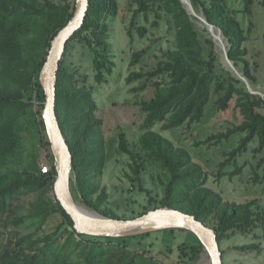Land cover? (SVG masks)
<instances>
[{"label": "trees", "instance_id": "obj_1", "mask_svg": "<svg viewBox=\"0 0 264 264\" xmlns=\"http://www.w3.org/2000/svg\"><path fill=\"white\" fill-rule=\"evenodd\" d=\"M133 1L139 6L137 13L154 11L153 6L159 5L171 15L175 24V48L165 52L164 60L153 70L134 73L128 79L130 83L144 79L138 90H144L149 83L155 88L153 98L140 103L143 112L147 113L146 131L140 143L150 159L166 172L168 182L163 207L192 214L206 224L216 218L217 224L212 228L220 245L235 231L249 232L258 227L264 230V212H255L254 202L237 204L225 201L220 193L208 186L207 172L193 160L187 149L177 147L172 140L152 130L155 124L165 121H170L166 129L179 127L187 121H200L211 101L215 85L216 93L224 92L218 100L220 109L228 108L234 95L243 96L241 107L245 121L235 131L247 132V135L239 149L245 148L257 136L264 148V115L256 110L264 98L220 80L214 54L210 59L205 58L192 15L181 0ZM244 2L245 11L250 14L254 0ZM262 3L264 5V0ZM75 4L76 0H66L61 5L52 0H0V216L7 213L16 198L52 191V196L43 197L41 202L33 205L32 214L37 216L44 212L46 218L52 212L57 213L62 217L61 226H66L59 234L31 241L26 248L0 250V264H162L147 255L156 243L162 242L160 234L149 232L112 237L77 233L73 219L54 194L57 171L53 152L48 153L51 167L43 171L41 166L40 146L50 148L51 143L42 116L46 96L39 76L51 40L72 18ZM191 4L194 8L201 7L206 19L222 30L229 41L230 59L236 65L242 64L244 75L254 81L248 51L244 46L247 36L242 23L230 12L228 0H191ZM117 11V0H90L84 24L67 42L63 55L64 58L70 53L71 42L75 39L85 40L89 45L94 43L97 47L94 67L98 82L105 80V71L112 72L107 58L109 46L105 41L107 23L104 20ZM137 31L143 37L147 28L139 27ZM129 33L132 35L131 30ZM100 47L101 50H98ZM145 54V50L136 53L131 64L139 63ZM80 79L86 82L87 76L74 71L62 59L57 77L55 112L72 151L76 190L87 207L99 211L107 194L104 190L96 200L93 196L99 191V179L107 156L101 135V120L94 115L92 92L86 85L80 84ZM35 101L40 107L37 111L34 109ZM26 134H31L32 138V152L28 155L25 153ZM123 149L126 150L125 145ZM135 164L138 172L142 164L137 161ZM240 172L241 168L237 167L229 175ZM103 215L119 218L108 210ZM25 219L23 216L14 221L20 224ZM166 230L174 232L179 229ZM63 233L68 234L67 239L57 244ZM195 237L194 243H183L177 247L179 258L186 264H194L203 251V244ZM145 238H151L146 245L142 241ZM26 239L32 238H22L18 244L22 245ZM72 243L83 255L80 261L71 259L74 251ZM143 245L147 246L146 250L139 252L138 248ZM241 248L262 250L255 244ZM167 249L174 251L171 246Z\"/></svg>", "mask_w": 264, "mask_h": 264}, {"label": "rangeland", "instance_id": "obj_2", "mask_svg": "<svg viewBox=\"0 0 264 264\" xmlns=\"http://www.w3.org/2000/svg\"><path fill=\"white\" fill-rule=\"evenodd\" d=\"M52 1L61 5L66 0ZM117 1V13L109 15L104 20L107 23L105 41L109 46L107 58L112 67L111 73L105 71V80L98 82L95 77L94 60L97 47L94 43L89 45L85 40L75 39L71 42L70 53L65 55L63 60L71 65L74 71L87 76V81L80 79L82 80L80 84L86 85L92 92L95 104L94 115L101 120V135L107 156L103 174L99 179V191L93 196L96 200L104 190L107 194L99 211L83 203L75 187L73 172L71 188L74 198L78 204L96 214L103 215V212L108 210L119 218L128 219L138 217L147 210L163 207L162 200L168 182L166 172L150 159L140 143V138L146 131L147 117L140 103L151 100L155 88L149 83L144 90H138L144 79L132 83L128 79L134 73L153 70L161 60H164L165 52L175 48L176 37L174 20L159 5L153 6L154 11L137 13L139 6L133 0ZM262 2L263 0H254L249 14L245 11L244 0H228L230 12L242 23L247 36L244 46L248 51L247 58L255 76L254 81L244 75L242 64L236 65L233 62L236 68L230 65L224 47L218 45L213 32L201 18H206L202 8L192 6L198 16L191 15L204 47L205 58L210 59L214 54L215 68L220 80L251 93L248 85L241 78L243 76L248 80L253 91L264 95V5ZM139 27L147 28V33L143 37L137 31ZM226 49L229 50L228 43ZM98 50H101V47ZM143 50L146 54L141 61L132 65L134 55ZM215 89L214 85L211 101L200 121H187L172 129H166L170 121H165L155 124L152 130L172 140L177 147L187 149L192 154L193 160L207 172L208 186L220 193L225 201L237 204L254 202L253 210L264 212V148L261 147L260 138L257 136L245 148L239 149L243 138L247 135V132L235 131L245 121L241 107L243 96L234 95L228 108L220 109L218 100L224 92L216 93ZM251 94L264 98L260 94ZM34 98L36 99V95ZM34 109L36 111L40 109L37 101ZM256 110L264 115V101ZM123 145L126 150L123 149ZM30 152H32V138L31 134H26L25 153L28 155ZM49 152H52L51 147L40 146V163L43 170L45 167H51ZM233 152L236 153L233 155ZM135 161L142 164L138 172ZM237 167L241 168V172L234 176L229 175ZM52 194V191L42 195L40 192H35L13 200L7 213L0 216V250L26 248L31 241L44 239L53 233L59 234L66 227L61 226L62 217L57 213L52 212L46 218L44 212L37 216L32 214L33 205ZM23 216L26 217L24 222L17 224L14 221L15 218ZM216 224V218L208 222L211 227ZM154 234H160L162 242L156 243L152 252L148 251L147 255L162 264H186L179 258L177 247L183 243H194L196 235L193 232L179 229L174 232L161 230ZM28 236L32 239H26L22 245L18 244L22 238ZM67 237L68 234L63 233L57 244H62ZM150 239H143V244H148ZM254 244L259 245L262 250L241 248ZM71 246L74 250L71 259L75 262L80 261L83 257L82 253L79 249L76 250L74 243ZM168 246L174 251H169ZM146 247L140 246L139 252H144ZM220 247L224 264H264V230L261 227L249 232L235 231L230 238L221 241ZM203 254L205 252L202 251L200 258L194 264L200 262ZM207 257L210 258L208 254Z\"/></svg>", "mask_w": 264, "mask_h": 264}, {"label": "water", "instance_id": "obj_3", "mask_svg": "<svg viewBox=\"0 0 264 264\" xmlns=\"http://www.w3.org/2000/svg\"><path fill=\"white\" fill-rule=\"evenodd\" d=\"M188 13L197 15L190 0H181ZM90 0H76L75 10L68 23L51 40L46 61L41 70L39 81L44 90L46 101L43 109V120L51 143L57 171L54 182V194L74 222V229L79 234L94 236L122 237L155 232L166 229H183L193 232L203 244V252L209 255L210 264H224L220 242L214 228L184 211L160 207L149 210L135 218H113L101 214L85 212L77 203L71 188L73 173L72 151L63 134L55 112L56 85L60 63L63 59L67 42L84 24ZM198 16V15H197ZM209 28L216 26L202 17ZM223 34L220 28H217ZM225 37V36H224ZM229 44L228 39H226ZM226 58L234 68L233 61L224 46ZM253 94H260L250 88L248 80L241 76ZM264 96L263 94H260Z\"/></svg>", "mask_w": 264, "mask_h": 264}, {"label": "bare ground", "instance_id": "obj_4", "mask_svg": "<svg viewBox=\"0 0 264 264\" xmlns=\"http://www.w3.org/2000/svg\"><path fill=\"white\" fill-rule=\"evenodd\" d=\"M193 10H194V9H193ZM201 18H202V17H201ZM209 29L213 32L214 37H215V39H216L218 45H220V46H222V47H224V46L226 47V46H227V41H226V39L224 38V36H223L222 34H220L216 28H209ZM79 206H80L81 209H82L83 211H85V212L89 211V212H91V213H94V212L88 210L87 208L81 206L80 204H79ZM198 264H210V263H209V258L207 257V254H206V253L203 254V257L201 258V260H200V262H199Z\"/></svg>", "mask_w": 264, "mask_h": 264}, {"label": "built area", "instance_id": "obj_5", "mask_svg": "<svg viewBox=\"0 0 264 264\" xmlns=\"http://www.w3.org/2000/svg\"><path fill=\"white\" fill-rule=\"evenodd\" d=\"M48 167H45L43 171H47Z\"/></svg>", "mask_w": 264, "mask_h": 264}]
</instances>
